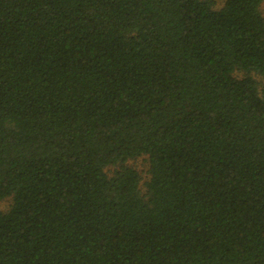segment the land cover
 <instances>
[{
    "label": "trees",
    "instance_id": "1",
    "mask_svg": "<svg viewBox=\"0 0 264 264\" xmlns=\"http://www.w3.org/2000/svg\"><path fill=\"white\" fill-rule=\"evenodd\" d=\"M262 2L0 0V264H264Z\"/></svg>",
    "mask_w": 264,
    "mask_h": 264
},
{
    "label": "rangeland",
    "instance_id": "2",
    "mask_svg": "<svg viewBox=\"0 0 264 264\" xmlns=\"http://www.w3.org/2000/svg\"><path fill=\"white\" fill-rule=\"evenodd\" d=\"M214 1H215V4L218 7V6L222 5V3H223L224 0H214ZM262 7H263L262 8V13L264 15V1H263V6ZM130 164H132L135 168H137L141 172H144V170L146 168L145 163H144V161L141 158L138 159L135 162H130ZM7 204H8V201H3L1 203V205H0V207L3 209V208H5V206H7Z\"/></svg>",
    "mask_w": 264,
    "mask_h": 264
},
{
    "label": "crops",
    "instance_id": "3",
    "mask_svg": "<svg viewBox=\"0 0 264 264\" xmlns=\"http://www.w3.org/2000/svg\"><path fill=\"white\" fill-rule=\"evenodd\" d=\"M263 1H264V0H263ZM262 6H263V2H262V5H261V9L263 8Z\"/></svg>",
    "mask_w": 264,
    "mask_h": 264
}]
</instances>
